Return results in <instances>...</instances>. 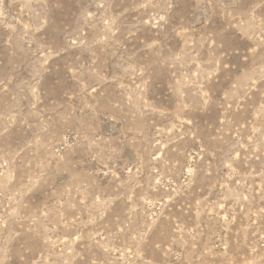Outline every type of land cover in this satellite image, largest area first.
Masks as SVG:
<instances>
[{
	"label": "rangeland",
	"instance_id": "1",
	"mask_svg": "<svg viewBox=\"0 0 264 264\" xmlns=\"http://www.w3.org/2000/svg\"><path fill=\"white\" fill-rule=\"evenodd\" d=\"M0 264H264V0H0Z\"/></svg>",
	"mask_w": 264,
	"mask_h": 264
}]
</instances>
